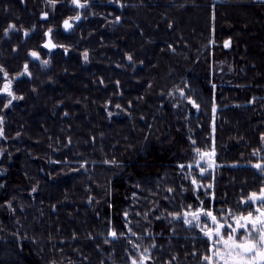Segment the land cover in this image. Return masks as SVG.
<instances>
[{
    "label": "trees",
    "instance_id": "obj_1",
    "mask_svg": "<svg viewBox=\"0 0 264 264\" xmlns=\"http://www.w3.org/2000/svg\"><path fill=\"white\" fill-rule=\"evenodd\" d=\"M80 2L68 36L71 0H0V92L22 97L0 95V264H208L184 214L231 223L264 187V2ZM32 52L50 72L17 81Z\"/></svg>",
    "mask_w": 264,
    "mask_h": 264
},
{
    "label": "snow or ice",
    "instance_id": "obj_2",
    "mask_svg": "<svg viewBox=\"0 0 264 264\" xmlns=\"http://www.w3.org/2000/svg\"><path fill=\"white\" fill-rule=\"evenodd\" d=\"M50 2L54 3V0H50ZM72 4L77 8H84L87 5L81 3L80 0H71ZM47 14H45L46 16ZM80 15H76L73 18L76 21L80 20ZM64 28L70 29L72 24L69 19L64 20L63 22ZM10 27L14 28V25H10ZM51 29L45 33L48 36L51 33ZM231 44L230 40L224 42V47H229ZM45 48H55L56 45L52 43L49 39L47 43L44 44ZM31 55L33 57H37L36 52H32ZM84 59L87 60L88 53L85 52ZM131 60V57H129ZM47 63V61H45ZM25 71H27V65L24 66ZM0 72H3V75L7 77V72H4L2 68H0ZM3 91L7 93L8 96L12 98V100L22 98L16 97L11 90V81H8L3 88ZM181 96L184 93L181 91ZM12 100H9V104H11ZM195 107H199V105L195 104V101H189ZM7 107V105H5ZM215 111V109H213ZM2 123V120H0ZM3 135V130L0 129V136ZM264 140V136L261 137ZM195 143V141H193ZM197 155L201 160H205L208 163L209 167H212V163L210 162L211 156H213L214 150L211 152H201L199 148L195 149ZM259 151V150H257ZM256 155L257 153H253ZM112 163H115L113 161ZM199 167V164H197ZM181 168H184V165H180ZM191 168V165H188ZM253 167L260 170L264 173V165L257 163L253 165ZM205 169H200V175H204ZM191 183L194 187L195 191H199L202 185L198 184L196 179H192ZM211 188L212 185L209 184L207 186ZM35 191V189H33ZM169 192L173 191V189H168ZM207 194V193H206ZM241 203L248 204L252 207L251 211H247V214L233 215L230 211L228 216L231 217L232 223H228L226 220L221 222L223 218H218L217 215L213 213L212 210H200L191 213L184 214V223L191 225L193 222H196L198 227H201V231L204 236L210 242L209 251L212 255H206L203 259L208 262V264H264V187H261L258 192L250 193L246 199L242 200ZM171 215V214H170ZM191 216V219L188 217ZM201 216L207 217L210 219L211 224L215 227H210L207 222L203 223V226L200 224ZM173 218H179L178 216H174ZM131 231V229H129ZM135 235V233H132ZM113 238L117 237V233L113 230L109 233ZM107 242V241H106ZM138 248L139 246L136 245ZM154 247V245H153ZM148 252V249L145 248L143 253H141L139 260L133 259L131 264H145V261L150 259L149 256L145 255Z\"/></svg>",
    "mask_w": 264,
    "mask_h": 264
},
{
    "label": "flooded vegetation",
    "instance_id": "obj_3",
    "mask_svg": "<svg viewBox=\"0 0 264 264\" xmlns=\"http://www.w3.org/2000/svg\"><path fill=\"white\" fill-rule=\"evenodd\" d=\"M71 8H73V9L76 11V14H77V15L79 14L81 18H80L79 21H76V20H74V19H70V18H73V17H75V16L70 17L69 20H70V23L72 24V27H71L70 29H67V30H66V29L64 28V26H63L62 30H63L64 33H65L66 35H68V36H73V35H75L77 27L80 26L81 23L84 21V19H83V14H84V12L88 9V6H87V7H84V9H82V8H77V7H75V6L72 4V5H71ZM30 36H31V34H30V35H29V34H24V41H26ZM48 38H50V40L52 41V43L55 44L54 41L52 40L51 36H47V38H46V42H45V43L48 42V40H49ZM55 45H56V44H55ZM43 49H44L45 52H47V53H49V54H53L54 52L58 51V47H57V45H56L55 48H50V49H46V48L44 47V45H43ZM45 61H47V63H45ZM32 64L39 65L40 68H41V70L43 71L44 74H47V73L50 72V70H51V60H50L48 57H47V59H44V58L42 57V55H40V54H38V53H37V57H33L31 54H29V62L26 64V65H27V71H25V67H23L22 73L16 78L17 81H19V80H24V79L26 80V79L30 78V72H31L30 67H31ZM24 66H25V65H24ZM7 82H8V81H6L5 84H6ZM5 84H4V85H5ZM4 85H3V88H4ZM12 85H13V83L11 82V88H12ZM0 95H7V93H5V92L2 90V92H0ZM116 114H117V115H116ZM116 114H114V117H117L118 115H119V116L121 115V114H118V113H116ZM115 115H116V116H115Z\"/></svg>",
    "mask_w": 264,
    "mask_h": 264
},
{
    "label": "rangeland",
    "instance_id": "obj_4",
    "mask_svg": "<svg viewBox=\"0 0 264 264\" xmlns=\"http://www.w3.org/2000/svg\"><path fill=\"white\" fill-rule=\"evenodd\" d=\"M207 160H208V158H205V160H201L200 157H198V160L196 161L194 166L199 168V169L204 168L205 169L204 174H206V173H208L210 171H213L215 166H216L215 163H214L215 155L211 156V158H210V162L212 163V167L208 166V163L206 162ZM197 164H199V167L197 166ZM200 210H202V209H200ZM200 210H198V211H200ZM191 212H195V211H191ZM188 219H191V216H189ZM205 222H207L210 227H215L214 225L211 224V221H210L209 218L201 216V218H200L201 226H203V223H205ZM231 223H232V221H231ZM192 225H196V222H193ZM199 228L201 230V227H199Z\"/></svg>",
    "mask_w": 264,
    "mask_h": 264
},
{
    "label": "water",
    "instance_id": "obj_5",
    "mask_svg": "<svg viewBox=\"0 0 264 264\" xmlns=\"http://www.w3.org/2000/svg\"><path fill=\"white\" fill-rule=\"evenodd\" d=\"M87 7V6H86ZM82 9H84V8H82ZM48 39H50V38H48ZM49 41V40H48ZM46 49H50V48H46Z\"/></svg>",
    "mask_w": 264,
    "mask_h": 264
},
{
    "label": "crops",
    "instance_id": "obj_6",
    "mask_svg": "<svg viewBox=\"0 0 264 264\" xmlns=\"http://www.w3.org/2000/svg\"><path fill=\"white\" fill-rule=\"evenodd\" d=\"M257 1H263V0H257ZM264 2V1H263Z\"/></svg>",
    "mask_w": 264,
    "mask_h": 264
}]
</instances>
